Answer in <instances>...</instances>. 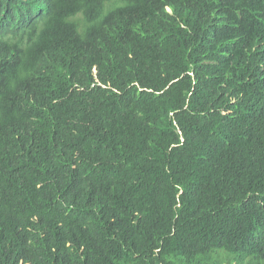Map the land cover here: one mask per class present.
<instances>
[{"label":"trees","instance_id":"trees-1","mask_svg":"<svg viewBox=\"0 0 264 264\" xmlns=\"http://www.w3.org/2000/svg\"><path fill=\"white\" fill-rule=\"evenodd\" d=\"M0 264H264V0H0Z\"/></svg>","mask_w":264,"mask_h":264}]
</instances>
